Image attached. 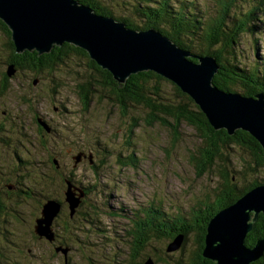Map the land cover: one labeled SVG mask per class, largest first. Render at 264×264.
I'll use <instances>...</instances> for the list:
<instances>
[{
	"label": "rangeland",
	"instance_id": "rangeland-1",
	"mask_svg": "<svg viewBox=\"0 0 264 264\" xmlns=\"http://www.w3.org/2000/svg\"><path fill=\"white\" fill-rule=\"evenodd\" d=\"M185 1L194 2L198 15L208 16L215 10L217 0ZM237 2L236 10L244 11L252 5L259 9L256 34L240 36L236 48L241 56L239 67L243 68L262 62L264 57V0ZM104 3L113 10V16L134 19L127 0L125 4L118 0ZM137 23L142 26L140 20ZM5 45L6 37L0 32V75L5 74L9 86L0 100V120L5 119L4 129L0 128V189L7 185L12 189L8 197L1 199L0 264H129L127 235L133 225L132 213L137 216L144 207L153 205L172 217L187 215L208 198L213 200L212 192L222 185L225 171L238 189L246 182L264 179V168H258L244 180L239 159L250 156L232 146L222 150L232 162L229 172L218 156L200 178L196 177L193 162L200 161L196 152L200 140L188 122L178 128L180 135L175 145L171 132L158 124L146 127L141 123L129 137L131 116L138 117L140 110L139 114L131 113L130 118L121 117L116 106L96 95L91 97L87 110H81L83 105L74 85L88 75L83 58H66L65 63L38 77L23 70L8 77ZM216 65L219 70L217 60ZM164 87V92L170 94L169 87ZM235 89L238 93L239 88ZM35 113L50 126L49 133L40 131L33 120ZM51 152L58 158L59 174L49 176L45 159ZM77 153L82 154L81 161L74 164L72 157ZM129 156L133 159L130 164H123ZM100 160L104 164L93 172L90 164L100 165ZM61 173L74 186L91 188L85 204L72 214L67 209L63 211L67 204ZM46 174L48 182L40 186V178ZM46 199L64 203L57 201L59 210L54 216H40V204ZM38 217L44 224L42 232L50 239L34 234L40 226L36 224ZM196 237H183L174 252H166V247L175 238L150 240L137 261L143 264L151 257L154 264H187L203 251L204 246L197 247Z\"/></svg>",
	"mask_w": 264,
	"mask_h": 264
},
{
	"label": "trees",
	"instance_id": "trees-1",
	"mask_svg": "<svg viewBox=\"0 0 264 264\" xmlns=\"http://www.w3.org/2000/svg\"><path fill=\"white\" fill-rule=\"evenodd\" d=\"M76 1L88 5L98 15L110 16L124 22L131 29L154 28L192 54L215 57L220 64V69L214 75L212 82L221 90L237 92L235 88L238 87V93L247 96H252L257 92L264 94V57L262 62H253L249 66L244 65L241 68L239 67L241 64L240 52L236 49L239 48L240 36L247 33L256 34L255 22L259 10L257 6L252 5L244 11H240L234 9V7L237 8L236 1L240 3L239 0H217L214 6L215 10L211 15L200 16L196 13L194 2L188 0V3L185 0L178 3L177 0H127L128 9L134 18L130 19L126 15L113 16V10L104 3L105 0ZM118 1L125 4V0ZM137 20L142 22V26L137 23ZM0 32L6 37L5 46L8 56L5 63H12L18 70L28 71L35 77L43 75L44 72L53 71L58 64L65 63L66 58H83L89 70L88 75L81 77L74 85L77 96L83 105L81 110H87L91 97L94 95L111 102L118 108L121 117L124 118H130L131 113L139 114L138 110H140L141 115L138 117L131 116V124L128 128L129 137L132 130L141 123L146 127H153L158 124L171 132L172 145H175L180 135L178 128L182 123L188 122L193 127L192 129H196L200 140V145L196 150L201 156L200 161L193 162L196 177L200 178L204 170L210 168L215 157L218 156L222 165L229 172V168H232V162L223 156L222 150L230 146L237 147L239 151L250 156L246 159H239L240 164L244 167V180H247L248 175L251 176L258 168H264V154L254 138L242 130H237L232 136H228L224 130H213L205 116L185 93L155 73L145 71L131 75L119 87L110 73L99 68L88 58L86 52L78 47L64 43L61 46H53L47 54L38 55L35 51L17 54L10 41L9 30L1 20ZM183 32L186 33V36H183ZM193 61L196 62L194 59ZM3 79L5 81L3 86L7 91L9 86L5 74ZM164 86L169 87L170 94L164 92ZM35 116L38 118L36 113ZM53 159H58L54 152H51L45 159L49 168V176L59 174V168L54 167ZM250 159H252L251 162H249ZM126 160L123 164L129 165L133 159L129 156ZM189 162L192 164L191 156ZM99 164L92 163L90 169L96 172L98 166L103 165L104 161L100 160ZM222 174L223 183L220 188H216L215 192L213 190V200L208 198L196 208L191 209L187 215L181 214L172 217L153 205L144 207L137 216L132 213L130 219L133 221V225L127 235L130 239L127 245L129 264H141L137 258L142 254L147 243L150 240H159L164 236L174 238L178 233H181L183 237L196 234V245L202 248L204 246L203 236L209 220L220 210L234 203L241 195L258 185L264 184V179L249 184L246 182L238 189L226 171ZM59 177L62 179L64 175L61 173ZM47 182L48 176L46 174L40 178L39 185L45 187ZM6 189L8 190L7 187L3 188V191ZM84 189L85 194L78 208L85 204V198L91 193L90 187L87 186ZM8 193L12 192L8 190ZM60 203L64 204L61 201ZM1 208L3 207L0 202ZM66 209L68 210L64 204L63 211L66 212ZM64 229L66 230L65 227ZM263 238L264 214H260L245 243L251 247L256 240ZM187 264H212V262L204 259L200 253L189 259ZM253 264H264V254L260 260Z\"/></svg>",
	"mask_w": 264,
	"mask_h": 264
},
{
	"label": "water",
	"instance_id": "water-1",
	"mask_svg": "<svg viewBox=\"0 0 264 264\" xmlns=\"http://www.w3.org/2000/svg\"><path fill=\"white\" fill-rule=\"evenodd\" d=\"M0 20L9 30L15 53L35 51L42 55L53 46L70 44L86 52L91 61L110 73L119 87L131 75L153 72L177 85L213 130H224L228 136L237 130L245 131L264 153V94L242 96L216 87L212 80L218 67L213 56L192 54L154 28L131 29L122 21L95 14L88 5L76 0H0ZM15 72L14 64L6 65L8 77ZM36 123L44 132H50L48 124L38 118ZM81 156L77 153L72 157L74 164L81 161ZM56 161L52 162L58 169ZM63 181L64 202L72 214L85 189L74 186L67 178ZM243 195L207 223L201 255L212 264H252L264 254V238L256 240L251 247L245 243L258 216L264 214V184ZM57 201L47 199L40 216H54L59 210ZM39 218L36 224L40 226L34 230L35 234L50 239L42 232L44 224ZM174 238L166 252L179 249L183 235ZM143 264L154 261L147 257Z\"/></svg>",
	"mask_w": 264,
	"mask_h": 264
},
{
	"label": "flooded vegetation",
	"instance_id": "flooded-vegetation-1",
	"mask_svg": "<svg viewBox=\"0 0 264 264\" xmlns=\"http://www.w3.org/2000/svg\"><path fill=\"white\" fill-rule=\"evenodd\" d=\"M16 69V71H19L17 68H15ZM16 73V72H15ZM15 73L13 74V75H15ZM4 75V74H3ZM3 75L1 76L0 75V77H1V80H0V100L2 99V94H3V92L5 91V89H4V83H5V81H4V79H3ZM8 82V81H7ZM32 83V82H31ZM36 116H35V114H34V116H33V120L34 121H36ZM6 121H9V119H6ZM4 126H5V119L4 120H0V128L1 129H4ZM14 188H15V186H14ZM8 190L9 191H11L12 189H9L8 188ZM8 190L6 189L5 191H3V190H1L0 189V202H1V204H2V207H4V205H3V202L1 201V199L3 198V196L4 197H8L9 196V193H8ZM3 192V193H2ZM1 210H2V208L0 209V212H1Z\"/></svg>",
	"mask_w": 264,
	"mask_h": 264
},
{
	"label": "bare ground",
	"instance_id": "bare-ground-1",
	"mask_svg": "<svg viewBox=\"0 0 264 264\" xmlns=\"http://www.w3.org/2000/svg\"><path fill=\"white\" fill-rule=\"evenodd\" d=\"M52 49V48H51Z\"/></svg>",
	"mask_w": 264,
	"mask_h": 264
}]
</instances>
